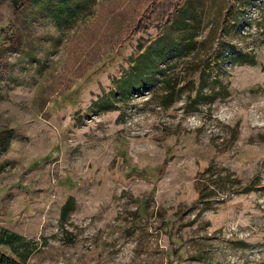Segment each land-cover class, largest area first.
Here are the masks:
<instances>
[{"label":"rangeland","instance_id":"1","mask_svg":"<svg viewBox=\"0 0 264 264\" xmlns=\"http://www.w3.org/2000/svg\"><path fill=\"white\" fill-rule=\"evenodd\" d=\"M147 3L0 0V230L22 264H264V0H187L129 35Z\"/></svg>","mask_w":264,"mask_h":264},{"label":"trees","instance_id":"2","mask_svg":"<svg viewBox=\"0 0 264 264\" xmlns=\"http://www.w3.org/2000/svg\"><path fill=\"white\" fill-rule=\"evenodd\" d=\"M186 1L187 0H149V3H147L139 15L134 9H132L130 13L126 15L129 16V18H127V25L130 24L128 26L127 32L130 31L129 35L133 36L137 33H140V30L145 29V25H158L159 27L170 26L173 23L176 12H178L185 5ZM134 11L137 13L138 20L135 18ZM124 14L125 12L118 14L117 17L119 18ZM120 25L122 26L121 23ZM122 46L123 44H121L118 49H121ZM109 53L111 52L106 51L103 55H101V57L103 58ZM94 63L95 62L91 63L90 66H92ZM85 72L86 70L84 68L75 70V74H78L80 78H83V76L86 74ZM133 75L139 76L135 67L133 70ZM250 188L251 187L244 188L243 192L249 191ZM73 206V199L67 200L63 207V219H66L67 214L72 210ZM29 246L30 242L27 241L25 237L9 230H0V247H7L11 252V254H9L6 251L0 249V264H22L26 262L30 251Z\"/></svg>","mask_w":264,"mask_h":264}]
</instances>
